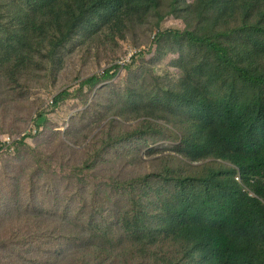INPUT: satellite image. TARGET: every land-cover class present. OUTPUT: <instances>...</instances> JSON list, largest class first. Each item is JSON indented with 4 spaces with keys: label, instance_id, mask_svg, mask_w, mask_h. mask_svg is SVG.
Masks as SVG:
<instances>
[{
    "label": "trees",
    "instance_id": "obj_1",
    "mask_svg": "<svg viewBox=\"0 0 264 264\" xmlns=\"http://www.w3.org/2000/svg\"><path fill=\"white\" fill-rule=\"evenodd\" d=\"M169 17L183 27L161 30ZM139 32L155 36L140 58L175 57L176 74L158 78L139 66L137 81L97 89L94 111L114 113L99 110L97 127L112 121L78 165L62 154L53 166L49 145L32 148L26 136L3 156V165L20 156L28 168L0 176V264H264V0H0V144L23 130L28 110L35 136L51 130L35 92L55 89L52 108L88 104L117 67L76 74L71 86L60 85L61 74L75 59L108 60L106 48L136 42ZM170 126L183 166L165 156L150 172L117 180L127 199L120 208L81 206L99 161L133 152L139 160ZM89 133L70 130L75 144ZM57 170L73 179L61 203L38 193Z\"/></svg>",
    "mask_w": 264,
    "mask_h": 264
},
{
    "label": "rangeland",
    "instance_id": "obj_2",
    "mask_svg": "<svg viewBox=\"0 0 264 264\" xmlns=\"http://www.w3.org/2000/svg\"><path fill=\"white\" fill-rule=\"evenodd\" d=\"M163 6L166 9L168 8L165 4ZM182 27L183 21L174 17H169L160 23L161 30H179ZM154 40V34L143 35L139 32L136 34V42L128 40L126 43H120V47H114L112 45L109 46V48H106V53L109 57L108 60L101 56H99L98 60L88 58L85 61H81L75 59L59 77L60 85H74L76 83L74 82L76 74L77 76H80L81 79H84L94 74L101 76L106 67L116 66L117 70L111 71L112 78L109 81L102 83L94 91L89 92L90 104H82L81 98H78L68 100L58 108H52L51 100L57 93L55 89L42 93L35 92L32 95V99H43L44 101L40 106V109L49 111L47 119H50L49 121L52 126L51 130L41 133V136H35L38 134V130L33 124L36 111L28 110V113L24 116L25 122L23 130L18 133L14 132L11 136L18 137L25 134L27 137V144L32 148L38 147L41 144H48L50 151L55 153L52 157V161H54L53 166H56L58 163H63L60 159L62 154L64 155L65 160H68L69 162L74 160L75 162H78L77 165L80 164L81 161L86 159L85 149L87 145L94 141L100 135V132L112 121V119L108 118L102 122L100 127H97V120L100 116L97 117V114L100 109L97 108L94 111L92 102L96 97L97 89L103 88L107 84L124 86L127 80L137 81L142 73V70L138 68L139 66H143L145 70L150 71L158 78L162 77L165 70H168L169 73L172 72L173 75L176 74V69H173L172 67L170 68L175 57L171 59L162 58L154 63H152V59L157 56V53L147 55V57H144L143 55V59L140 58L141 53H143L144 50L151 48L150 46L153 44L152 42H154ZM131 54L133 55L130 57ZM133 57H135V59ZM112 58H114L115 61H111ZM134 60H138L137 64L133 66V68L128 67ZM144 79L149 80V76L145 73ZM87 109L88 111H86ZM100 111H102V115L105 113L108 117L114 113L108 109H102ZM114 121L124 127L135 126L138 123V121L134 120L124 121L118 117H115ZM71 129H74L75 133L79 135L89 131V137L86 140H78L75 144L73 143V135L70 134ZM34 130L36 132L33 134ZM164 134V136L156 137L146 148L140 151L139 160H135L137 158V152H133V154L129 156L110 155L106 157L104 161H99L98 165L94 168V172L89 177L85 178L84 185L86 187L85 192H87V196L85 193L86 198L81 206L86 207L87 209L97 206L102 211L103 208H120L124 203L127 204V199L124 194L114 190L115 182L117 180L124 181L133 176L148 173L155 167V165L162 161L165 156H172L174 166H183L185 164V159L181 154L176 152L178 142L177 135L179 132L176 128L170 126L165 130ZM132 147H134V145H130V148ZM199 165L200 163L192 164L193 167H198ZM27 168L28 164L26 160L18 156L17 161L11 165H3L1 163L0 176L2 173H7L13 178H17L16 176L22 175L23 170ZM57 172L58 173L53 177L45 178L47 183H44V179L40 180L39 184H41L42 190L38 193L39 195H45L50 191L49 195H45L47 199H56L61 203L63 192L66 189L73 190V179L63 180L62 172L59 170H57ZM71 175H73V172ZM75 187L80 188L77 186ZM90 193H94V195L91 196ZM72 207L77 209L79 206L74 201ZM86 212L85 209V215ZM8 225L9 223L7 226Z\"/></svg>",
    "mask_w": 264,
    "mask_h": 264
},
{
    "label": "built area",
    "instance_id": "obj_3",
    "mask_svg": "<svg viewBox=\"0 0 264 264\" xmlns=\"http://www.w3.org/2000/svg\"><path fill=\"white\" fill-rule=\"evenodd\" d=\"M132 55L133 54H131L130 57ZM131 61H132V59H131ZM35 132L36 131L34 130L33 134ZM24 135L25 134H23L22 136H24ZM22 136L14 137V136L8 135L1 141V144H0V165H1L2 158L5 154H13L14 153L16 143L20 140V138ZM237 180L241 181V178L238 177Z\"/></svg>",
    "mask_w": 264,
    "mask_h": 264
},
{
    "label": "clouds",
    "instance_id": "obj_4",
    "mask_svg": "<svg viewBox=\"0 0 264 264\" xmlns=\"http://www.w3.org/2000/svg\"><path fill=\"white\" fill-rule=\"evenodd\" d=\"M133 58H135V57H133ZM133 58H132V59H133ZM24 136H25V135H24ZM22 137H23V136H22ZM22 137H21L20 139H22Z\"/></svg>",
    "mask_w": 264,
    "mask_h": 264
}]
</instances>
